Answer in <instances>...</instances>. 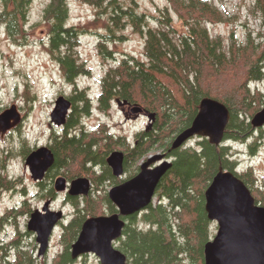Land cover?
<instances>
[{
  "label": "trees",
  "instance_id": "16d2710c",
  "mask_svg": "<svg viewBox=\"0 0 264 264\" xmlns=\"http://www.w3.org/2000/svg\"><path fill=\"white\" fill-rule=\"evenodd\" d=\"M83 1L107 12L104 26L109 34L99 33L97 42L104 58L115 53L107 41L124 40L126 36L117 32L128 26L144 39V59L124 54L101 76L97 109L107 113L113 102L125 101L131 108L140 107L146 117L150 113L154 117L134 134L133 142L111 133L104 123L85 129L82 117L90 114L92 100L86 88H79L76 81L88 73L78 52L80 36L88 30L67 24L68 0H50L43 14L48 25V46L55 52L63 78L72 85V93L68 97L71 109L66 123L61 131L50 135L48 148L54 162L46 178L58 173L68 180L86 175L95 192L83 199L66 196L74 214L62 225L63 249L49 264H73L70 245L83 221L117 212L106 191L96 192L103 183L114 185L122 181L112 176L105 161L112 150L124 153L127 178L138 171L139 161L152 152H164L171 161L152 202L141 212L124 218L125 226L115 245L125 254L126 263L204 264L203 248L213 233L204 208V190L220 167L234 172L250 189L255 202L264 206V183L259 185L252 165L238 169V160L229 145L245 143L249 155H255L264 140V125L254 129L250 123L264 105V88H251L252 82L264 79V0H254L253 5L260 16V29L255 34L248 31L241 40L235 39L232 31L228 42L207 28L210 22L225 20V13L212 0H166L160 16L155 17L157 26H152L148 15L138 9L137 0ZM29 3L30 0H0V24L9 36L23 35ZM171 11L185 26L181 33L173 27ZM63 47L65 56L60 55ZM204 97L220 101L229 110L222 142L216 146L208 138L198 137L194 145L184 143L171 149L173 138L190 125ZM30 151L24 147L22 154L26 157ZM18 184L19 179L0 175L2 189L14 190ZM47 191V196L53 198V188L50 186ZM30 210V203L24 198L18 208L0 215L1 264H48L33 256V248H28L23 239L28 232L17 227L9 240L4 238L7 226Z\"/></svg>",
  "mask_w": 264,
  "mask_h": 264
},
{
  "label": "rangeland",
  "instance_id": "374dc122",
  "mask_svg": "<svg viewBox=\"0 0 264 264\" xmlns=\"http://www.w3.org/2000/svg\"><path fill=\"white\" fill-rule=\"evenodd\" d=\"M49 1L30 0L27 14L28 24L21 36H9L3 24H0V112L10 107L11 104H15L21 114V120L17 126L2 136L0 135V175L10 179H19V184L14 190L0 188V215L7 209L18 208L24 198L30 203V211L41 209L44 203L49 201V209L62 210L64 214L62 222L57 224L50 236L49 246L42 255H38L35 234L26 230L30 213L17 217L16 223L7 226L4 238L9 240L17 227L22 232H28L29 234L23 237L28 248H33V256L35 255L41 262H48V264L53 256L63 249L61 227L71 219L74 208L71 201L66 199L64 192H56L53 189L54 197L47 196V189L50 186L53 188L54 179L62 174L58 173L51 179L46 178L45 175L42 180L34 181L25 164L22 151L24 147H28L31 151L41 146L48 147L52 132L62 130V126H56L50 120L54 102L59 95L68 98L72 93V85L63 78L59 64L54 59L55 52L49 50L48 25L43 17L44 9ZM212 2L225 13V20L210 22L207 25L212 35H219L228 42L232 31L235 39L241 40L248 31L255 34L260 29V16L253 9L254 0H212ZM166 4V0H137L138 9L148 15L152 26H157L155 17L160 16ZM171 15L176 32L184 31L185 26L172 11ZM107 20V12L100 10L97 6L85 3L83 0H68L67 24L88 30L80 36L78 47L79 56L84 61L88 73L78 76L76 82L79 88H86L92 100V108L89 115L82 117V122L88 130L95 129L104 123L111 133L123 135L128 141L133 142L134 134L145 128L148 123L145 113L137 114L128 110L125 117L121 106L116 105L115 102L110 110L104 113L97 109L96 99L100 90V78L109 66L117 63L124 54L144 59V39L128 26L117 32L118 35L126 36L124 40L107 41L108 48H113L115 53L113 57L104 58L99 53L97 42L100 39L99 33L109 34L104 26ZM60 55H66L65 47L61 48ZM251 88L252 90L263 89L264 79L252 82ZM198 139V136H193L186 141V144L194 145ZM229 145L238 160V169L242 170L252 165L259 185H263L264 140L255 155H249L245 143L231 142ZM157 152L160 151L149 155ZM142 161L143 159L139 163ZM126 178V173L120 177V179ZM38 183H41L40 186ZM100 186L102 189L96 192L103 193L107 192L112 184L103 183ZM94 192L92 190L88 196ZM80 198L83 199V197ZM211 222L213 236L217 224L215 221ZM72 261L73 264H100L98 257L92 253L81 254L72 258Z\"/></svg>",
  "mask_w": 264,
  "mask_h": 264
},
{
  "label": "water",
  "instance_id": "95a60500",
  "mask_svg": "<svg viewBox=\"0 0 264 264\" xmlns=\"http://www.w3.org/2000/svg\"><path fill=\"white\" fill-rule=\"evenodd\" d=\"M126 104L117 101V105ZM71 109V102L59 95L50 113V120L56 126H63ZM131 111L143 110L133 106ZM149 123L152 113L147 114ZM230 118L228 108L220 101L204 97L190 125L173 138L171 149L182 146L193 136L206 137L216 146L222 142ZM21 114L15 104L0 112V135L15 128ZM250 123L254 129L264 125V105L257 111ZM111 174L120 178L124 174V153L112 150L105 158ZM54 162V155L47 146L38 147L25 157V164L34 181L42 180ZM171 166L166 153L148 155L139 164L138 171L131 177L112 185L108 199L116 206L117 212L87 217L77 238L70 245L71 258L92 253L100 264H127L125 254L115 242L121 237L125 217L144 210L151 202L157 185ZM88 177L77 176L71 180L60 175L54 179L53 189L68 196L86 197L92 190ZM204 208L207 218L215 221V234L203 248L204 264H264V206L257 204L245 183L232 171L219 168L204 190ZM46 201L41 209L30 212L26 230L35 234L38 255L49 246L50 236L63 220V211L49 209Z\"/></svg>",
  "mask_w": 264,
  "mask_h": 264
},
{
  "label": "flooded vegetation",
  "instance_id": "af4514ba",
  "mask_svg": "<svg viewBox=\"0 0 264 264\" xmlns=\"http://www.w3.org/2000/svg\"><path fill=\"white\" fill-rule=\"evenodd\" d=\"M121 109H122V112L124 113V115L126 117V114L128 113V110H131V107L129 105L122 104Z\"/></svg>",
  "mask_w": 264,
  "mask_h": 264
}]
</instances>
